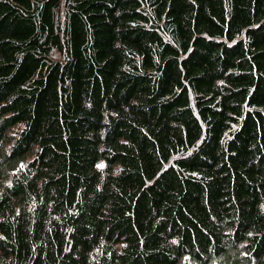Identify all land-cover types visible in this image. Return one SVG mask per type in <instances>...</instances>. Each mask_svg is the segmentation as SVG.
I'll return each mask as SVG.
<instances>
[{"label":"trees","instance_id":"16d2710c","mask_svg":"<svg viewBox=\"0 0 264 264\" xmlns=\"http://www.w3.org/2000/svg\"><path fill=\"white\" fill-rule=\"evenodd\" d=\"M0 264H264V0H0Z\"/></svg>","mask_w":264,"mask_h":264}]
</instances>
